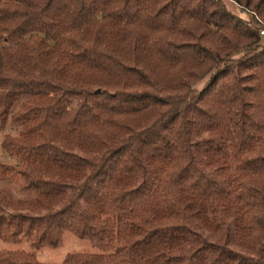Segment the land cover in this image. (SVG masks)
Instances as JSON below:
<instances>
[{"label": "trees", "instance_id": "trees-1", "mask_svg": "<svg viewBox=\"0 0 264 264\" xmlns=\"http://www.w3.org/2000/svg\"><path fill=\"white\" fill-rule=\"evenodd\" d=\"M260 29L264 0H0V183L22 193L0 185V239L100 249L54 264H264Z\"/></svg>", "mask_w": 264, "mask_h": 264}, {"label": "rangeland", "instance_id": "rangeland-1", "mask_svg": "<svg viewBox=\"0 0 264 264\" xmlns=\"http://www.w3.org/2000/svg\"><path fill=\"white\" fill-rule=\"evenodd\" d=\"M263 37L264 34H261ZM77 152H79L77 150ZM13 158L9 157L3 150L0 148V162H12ZM20 184V179L12 178L10 180H5L0 185L11 193L12 196H20L22 193L18 190ZM250 244L253 247V250L260 248L259 240L251 241ZM0 249H20L26 251H33L35 257L38 261L43 264H54L61 262L65 256L72 253H81V252H97L100 251L99 248L93 246L89 240L84 238H79L74 233L63 230L60 234L59 242L54 245H41L34 247L29 239L22 235L19 237V240L16 242H4L0 239Z\"/></svg>", "mask_w": 264, "mask_h": 264}, {"label": "built area", "instance_id": "built-area-1", "mask_svg": "<svg viewBox=\"0 0 264 264\" xmlns=\"http://www.w3.org/2000/svg\"><path fill=\"white\" fill-rule=\"evenodd\" d=\"M259 33H260V34H264V29H260V30H259Z\"/></svg>", "mask_w": 264, "mask_h": 264}]
</instances>
